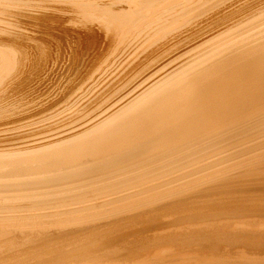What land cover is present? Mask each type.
Instances as JSON below:
<instances>
[{"label": "bare ground", "instance_id": "6f19581e", "mask_svg": "<svg viewBox=\"0 0 264 264\" xmlns=\"http://www.w3.org/2000/svg\"><path fill=\"white\" fill-rule=\"evenodd\" d=\"M249 6L0 0V264H264L247 252L264 250V197L236 196L264 192V6ZM52 29L106 49L34 119L9 106L49 76Z\"/></svg>", "mask_w": 264, "mask_h": 264}, {"label": "rangeland", "instance_id": "374dc122", "mask_svg": "<svg viewBox=\"0 0 264 264\" xmlns=\"http://www.w3.org/2000/svg\"><path fill=\"white\" fill-rule=\"evenodd\" d=\"M249 4H250V6H249V8L243 13V15L244 16H246V17H248L249 15H251V13L254 11V10H256L257 8H260L261 6H264V0H250L251 1V3H252V5H251V3H250V1H248V0H246ZM256 1V2H255ZM254 2V3H253ZM258 4V5H257ZM254 5V6H253ZM256 5V6H255ZM236 14H239L238 16L239 17H243V15L241 14V12H239V13H235V14H233L232 16H234V17H237V15ZM238 17V18H239ZM53 31H51L50 33H48L47 31H44L45 32V34H44V37H45V35H46V37H45V40L46 41H48V42H46L45 40H44V38H41V39H39V41H40V43H39V41H38V43L39 44H41L43 47H44V49H45V51H46V53H48V56H50V57H48V62L49 63H47V68L49 69V67H50V72H49V76H46L45 78H44V75H41L39 78H41V77H43L44 79H46V81L42 78V80H43V82H40L39 84L37 83V80L36 79H34V80H32V82H31V80H30V82H28V81H26V82H28V83H24L25 85H24V89L22 90V92L23 91H25V90H28V91H26V92H28V93H26V92H23V94L21 93V94H18V95H16L15 97L17 98V103H13L12 104V106L15 104L16 105V107H15V105L12 107V106H9V108L10 109H13L12 111L14 112V111H18V110H20V108H22V106H26V107H28V109L29 108H31V109H29V112H30V110H31V112H30V115H33V118L35 119V118H37V116H41V111L43 112L42 114H45V112H47V111H51V110H47V109H53V108H55L56 106H59V105H61V104H63V102H65L64 100L66 99L63 95H65V93H64V89L62 90V87H63V85H62V83H63V81H64V79L66 78L65 76H67L68 77V79L70 78H72V77H74V78H72L71 80L72 81H76V79L77 80H80V79H82V77H81V75H83V77L85 76V74H86V71L88 70V71H90V70H92V68H94V67H96L95 65L97 64V62L98 61H96V60H99V58L101 59L102 57H103V55L105 54V49H106V46L104 45V44H98V43H96L95 45H93V44H91V43H89L87 40H85V37H78L79 39H77V38H74L73 37V39H71L72 37H69V36H67V35H65V34H62L61 32H58V30L56 29H52ZM50 34V35H49ZM58 34V35H57ZM59 34H61V35H59ZM49 35V36H48ZM57 36V37H56ZM64 36V37H63ZM67 36V37H66ZM47 37H49V38H47ZM62 38V39H61ZM65 38V39H64ZM48 39V40H47ZM43 41V42H42ZM45 41V42H44ZM53 41V42H52ZM70 41V42H69ZM86 41L88 42V44L86 43ZM60 44H59V43ZM73 42V43H72ZM85 42V43H84ZM56 43V44H55ZM44 44V45H43ZM91 47H90V46ZM104 46V47H101V46ZM94 48H93V47ZM35 48H30V49H28L27 51H28V53H27V55H28V60L26 61L27 63H25V66L24 67H22V73H25V72H23L25 69H26V73L28 72V73H32L33 71L35 72L36 71V68L34 69V66L33 65H35L33 62H35L34 61V59L37 57L36 55L37 54H39V51H38V49H35ZM31 51H32V53H31ZM51 51V52H50ZM56 52V53H55ZM29 53H30V55H31V57H29L30 55H29ZM33 53H36V55H34ZM100 53V54H99ZM76 54V55H75ZM34 56H36V57H34ZM33 57V58H32ZM87 57V58H86ZM31 58V59H30ZM32 64H31V63ZM52 62V63H51ZM55 62V63H54ZM29 63V64H28ZM68 63V64H67ZM83 63V64H82ZM74 64V65H73ZM30 65V66H29ZM49 65V66H48ZM55 65V66H54ZM65 65H67V66H65ZM23 66V65H22ZM27 66V67H26ZM62 66V67H61ZM77 66V67H76ZM94 66V67H93ZM29 67V68H28ZM74 67V68H73ZM20 69H19V71H21V67H19ZM28 68V69H27ZM69 68V69H68ZM89 68V69H88ZM24 69V70H23ZM71 69V70H70ZM33 70V71H32ZM62 70V71H61ZM61 71V72H60ZM81 71V72H80ZM87 71V72H88ZM54 72V73H53ZM66 72H68L67 74H66ZM70 72V73H69ZM84 72H85V74H84ZM75 75H74V74ZM77 73H79L78 74V76H76L77 75ZM55 74V75H54ZM58 74V75H57ZM60 74V75H59ZM52 75V76H51ZM71 75V76H70ZM70 76V77H69ZM76 77V78H75ZM78 77V78H77ZM61 80H60V79ZM69 79V80H70ZM74 79V80H73ZM70 80V81H71ZM33 83V84H32ZM43 83V84H42ZM36 84V85H35ZM38 84V85H37ZM31 85V86H30ZM60 86H62V87H60ZM28 87V88H27ZM47 87V88H46ZM56 87V88H55ZM27 88V89H26ZM32 88V89H31ZM52 90H54V92L52 91ZM62 91V92H61ZM24 93H26L27 95H25ZM56 94V95H55ZM60 94V95H59ZM20 95V96H19ZM22 95V96H21ZM45 95H46V98H45ZM38 96V97H37ZM42 96V97H41ZM50 98H49V97ZM59 96V97H58ZM61 97V98H60ZM14 98V97H13ZM12 97H11V99L10 100H12L13 99ZM22 98V99H21ZM41 98V99H40ZM48 98H49V100H48ZM19 100V101H18ZM36 101V102H35ZM19 102V103H18ZM31 103V104H30ZM48 103H50V104H48ZM54 103H57V105L56 106H53V104ZM21 104H24V105H22L21 106ZM26 104V105H25ZM31 106H30V105ZM42 104V105H41ZM36 106V107H35ZM44 106V107H43ZM18 107H19V109H18ZM33 107V108H32ZM41 107V108H40ZM15 109V110H14ZM33 109V110H32ZM39 109V110H38ZM47 110V111H46ZM35 111V112H34ZM40 111V112H39ZM33 112V113H32ZM38 113L40 114V115H38ZM48 113V112H47ZM36 115V116H35ZM48 122V121H47ZM46 121H45V123H47ZM40 124H44L43 122L42 123H40ZM36 126V125H35ZM31 127H34V126H31ZM37 127V126H36ZM27 128H29V127H27ZM21 130V129H20ZM23 130V129H22ZM25 130V129H24ZM8 133H10V132H8ZM8 133H4V134H8ZM260 133H262L263 134V136H264V132H260ZM260 136H262L261 134L259 135V137ZM262 136V138H261V141L264 139V137ZM4 137V136H3ZM259 137H257V138H254V140H259L260 138ZM260 141V140H259ZM259 141H257V142H259ZM254 142H256V141H253V143ZM250 143H252V141L250 142ZM261 149V150H260ZM262 149H263V147H261V148H259V149H257L258 150V152L260 153V152H263L262 151ZM264 150V149H263ZM255 151L256 150H254V151H252V152H250L252 155L251 156H253V155H255ZM254 152V153H253ZM257 151H256V154L258 153ZM249 153V154H250ZM243 155L242 157L240 156V157H238V158H236V160H237V162L238 161H240V160H242V159H246V158H249L250 157V155ZM245 156V157H244ZM241 158V159H240ZM235 161V159L233 160V161H231L232 162V164H231V162H229V163H227L228 164V166H227V164L225 163V165L227 166V169H225L226 168V166L224 167V165H221V167H223L225 170H228V168L230 167V166H233V164H235L236 163V161ZM228 162V161H227ZM234 162V163H233ZM230 165V166H229ZM235 166L236 165H234V167L233 168H235ZM232 167H231V169H233ZM216 169H218V167L216 168ZM216 169H212L213 171L214 170H216ZM219 169H221L220 167H219ZM231 169H230V172H231ZM238 168L236 167V170H237ZM211 172V171H210ZM257 192H258V194H259V191H256V194H254L255 193V191H251V193L250 192H243L242 194L241 193H237L238 195H236L237 197H239L240 195H243L242 197H247V195H249L248 197H256V198H260V197H264V192H260V193H263V194H261V196H259L258 194H257ZM252 194L251 196H250V194ZM246 194V195H245ZM254 195V196H253ZM258 196V197H257ZM254 197V198H255ZM246 215H249L248 213H246ZM247 217H249V216H247ZM246 217V218H247ZM157 225V224H156ZM153 226V225H151V227H149L150 225H148V226H146V227H148L147 228V230H145V227L142 225H140L138 228H139V233H141V237L143 236V237H146L151 231H152V233H150L151 235L153 234V232L154 233H156V232H163V231H168V229L170 228V225H169V227L167 226V225H161V227H160V225L159 226ZM167 226V227H166ZM144 227V229L142 230V228ZM158 227H160V228H158ZM164 229H163V228ZM153 228H154V230H153ZM171 228H172V230L175 228L174 226H171ZM170 228V229H171ZM148 229H150V230H148ZM152 229V230H151ZM169 229V230H170ZM146 232H145V231ZM157 230V231H156ZM159 230V231H158ZM161 230V231H160ZM163 230V231H162ZM143 232V233H142ZM149 234V236H151ZM145 235V236H144ZM202 235V234H201ZM124 237V236H123ZM205 237V239H206V236H203V238ZM198 238H200V239H202V236H199ZM198 240L197 242L198 243H196L195 245H193V248H200V247H207L208 245H210V242H211V240H212V242L214 243L215 241H218L217 239H215V238H210V239H208V240H202V242H200L201 240ZM210 240V241H209ZM204 241V242H203ZM207 241V242H206ZM209 242V243H208ZM242 241H239V242H235V243H232L231 242V251L232 252H236V251H238V250H240V243H241ZM201 245H200V244ZM203 243V244H202ZM205 243V244H204ZM239 243V244H238ZM233 244V245H232ZM200 245V246H199ZM235 245V246H234ZM233 246V247H232ZM247 249V248H246ZM249 250H250V252H249ZM256 249H248L247 250V252H249L250 254H264V250H261V251H259V250H256ZM252 251H253V253H252ZM255 252V253H254ZM262 252V253H261Z\"/></svg>", "mask_w": 264, "mask_h": 264}]
</instances>
